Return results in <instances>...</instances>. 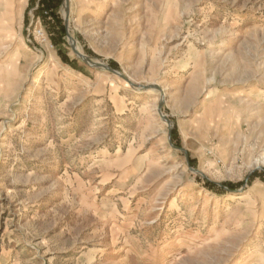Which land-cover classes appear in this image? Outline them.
Segmentation results:
<instances>
[{"label":"rangeland","instance_id":"rangeland-1","mask_svg":"<svg viewBox=\"0 0 264 264\" xmlns=\"http://www.w3.org/2000/svg\"><path fill=\"white\" fill-rule=\"evenodd\" d=\"M9 2L0 264H264V0Z\"/></svg>","mask_w":264,"mask_h":264},{"label":"bare ground","instance_id":"bare-ground-1","mask_svg":"<svg viewBox=\"0 0 264 264\" xmlns=\"http://www.w3.org/2000/svg\"><path fill=\"white\" fill-rule=\"evenodd\" d=\"M4 2H3V4H1L0 5V11H1V8H5V7H9L10 6V3L11 2H9V0H3ZM234 111V110H233ZM227 113V112H226ZM210 114H211V116H213V110H211L210 111ZM228 114V113H227ZM212 122V121H211ZM223 126V125H222ZM250 191H254V188L252 187V188H249L247 191H243V193L242 194H239L238 195V198H242L243 196H244V194H246L247 192H249L250 193ZM242 192V191H241ZM176 211H179V210H181V206L180 205H177L176 206Z\"/></svg>","mask_w":264,"mask_h":264},{"label":"water","instance_id":"water-1","mask_svg":"<svg viewBox=\"0 0 264 264\" xmlns=\"http://www.w3.org/2000/svg\"><path fill=\"white\" fill-rule=\"evenodd\" d=\"M67 1H68V0H67ZM67 4H68V3H67ZM87 60H88V59H87ZM88 62H89L90 64H92L91 61L88 60ZM96 66H97V65H96ZM108 68H110V67H108ZM110 69H111V68H110Z\"/></svg>","mask_w":264,"mask_h":264}]
</instances>
